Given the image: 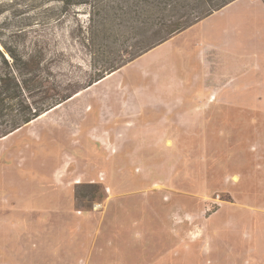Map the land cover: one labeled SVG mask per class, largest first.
Instances as JSON below:
<instances>
[{"label": "rangeland", "instance_id": "obj_1", "mask_svg": "<svg viewBox=\"0 0 264 264\" xmlns=\"http://www.w3.org/2000/svg\"><path fill=\"white\" fill-rule=\"evenodd\" d=\"M15 1L0 48L74 96L0 137V264H264V112L234 95L246 79L207 32L217 18L96 84L116 54L90 44L88 6Z\"/></svg>", "mask_w": 264, "mask_h": 264}, {"label": "trees", "instance_id": "obj_2", "mask_svg": "<svg viewBox=\"0 0 264 264\" xmlns=\"http://www.w3.org/2000/svg\"><path fill=\"white\" fill-rule=\"evenodd\" d=\"M15 1V0H14ZM63 7L88 6L89 42L115 56L95 64V79L121 68L234 0H59ZM15 13L27 12L15 1ZM28 4H26V7ZM23 18L21 21H26ZM26 24L20 30L26 31ZM0 48V137L30 123L73 94L51 91L38 59L17 48Z\"/></svg>", "mask_w": 264, "mask_h": 264}, {"label": "crops", "instance_id": "obj_3", "mask_svg": "<svg viewBox=\"0 0 264 264\" xmlns=\"http://www.w3.org/2000/svg\"><path fill=\"white\" fill-rule=\"evenodd\" d=\"M213 17H216L217 21L207 25V32L214 35L216 27L218 46L222 47V50L232 48L234 53H238L237 62H243L234 61V65L239 66L240 74L246 79L244 84L248 93L245 96L238 91L239 94L234 95L240 100H247L250 106L258 109L257 111L264 112V0H234L204 19L209 21ZM211 52L208 47L201 48L202 64H210ZM232 84L235 87L233 92L236 93L238 86L235 81ZM214 96L215 94L211 93L205 99L210 100ZM217 98L219 94H216ZM259 123L260 121H253V125H260ZM252 147L259 146L256 143Z\"/></svg>", "mask_w": 264, "mask_h": 264}, {"label": "bare ground", "instance_id": "obj_4", "mask_svg": "<svg viewBox=\"0 0 264 264\" xmlns=\"http://www.w3.org/2000/svg\"><path fill=\"white\" fill-rule=\"evenodd\" d=\"M114 74H115V72H112V73L108 74L107 76H105V77L102 78L101 80L97 81L96 84H99V83L103 82L105 79H107V78L113 76ZM58 106H60V104L57 105L56 107H58ZM52 109H54V108H52ZM52 109H51V110H52ZM51 110H48V111L42 113L41 115H39L37 118H35V119L32 120L31 122L37 121L38 119H40V118L46 116ZM31 122H30V123H31ZM18 130H19V129H18ZM13 133H14V132H13ZM11 134H12V133H11ZM7 137H8V136H4V137H2V138H7ZM235 179H237V177H235Z\"/></svg>", "mask_w": 264, "mask_h": 264}, {"label": "water", "instance_id": "obj_5", "mask_svg": "<svg viewBox=\"0 0 264 264\" xmlns=\"http://www.w3.org/2000/svg\"><path fill=\"white\" fill-rule=\"evenodd\" d=\"M115 71H116V70H114V71H112V72H115ZM112 72H110V73H112ZM110 73H107L105 76H107V75L110 74ZM105 76H104V77H105ZM104 77H103V78H104ZM101 79H102V78H101ZM101 79H99V80H101ZM99 80H97V81H99ZM97 81H95V82H97ZM47 111H48V110H47ZM45 112H46V111H45ZM43 113H44V112H43Z\"/></svg>", "mask_w": 264, "mask_h": 264}]
</instances>
